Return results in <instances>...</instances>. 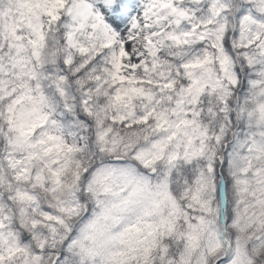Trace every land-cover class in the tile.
<instances>
[{
	"label": "snow or ice",
	"instance_id": "snow-or-ice-1",
	"mask_svg": "<svg viewBox=\"0 0 264 264\" xmlns=\"http://www.w3.org/2000/svg\"><path fill=\"white\" fill-rule=\"evenodd\" d=\"M0 264H264V0H0Z\"/></svg>",
	"mask_w": 264,
	"mask_h": 264
}]
</instances>
